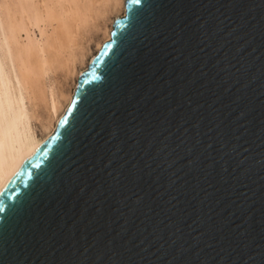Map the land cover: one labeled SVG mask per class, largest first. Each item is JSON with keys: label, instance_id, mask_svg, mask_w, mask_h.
Listing matches in <instances>:
<instances>
[{"label": "water", "instance_id": "obj_1", "mask_svg": "<svg viewBox=\"0 0 264 264\" xmlns=\"http://www.w3.org/2000/svg\"><path fill=\"white\" fill-rule=\"evenodd\" d=\"M0 264H264V0H125L0 194Z\"/></svg>", "mask_w": 264, "mask_h": 264}, {"label": "bare ground", "instance_id": "obj_2", "mask_svg": "<svg viewBox=\"0 0 264 264\" xmlns=\"http://www.w3.org/2000/svg\"><path fill=\"white\" fill-rule=\"evenodd\" d=\"M121 3L125 11V0H54L50 4V16L57 23L53 35L38 43L32 39L20 42V21L5 2L1 4L0 194L26 157L53 132L72 99L74 90L66 93L60 82L53 84L49 77L53 60L56 58L64 72L63 79L72 77L77 63L84 61L87 48L77 40L75 28L85 27L94 10L105 18ZM111 30L103 27L106 40ZM82 71L77 73L74 86ZM38 126L47 133L43 138L38 136Z\"/></svg>", "mask_w": 264, "mask_h": 264}, {"label": "rangeland", "instance_id": "obj_3", "mask_svg": "<svg viewBox=\"0 0 264 264\" xmlns=\"http://www.w3.org/2000/svg\"><path fill=\"white\" fill-rule=\"evenodd\" d=\"M2 1L5 2V5H7L13 13L16 14L17 19L20 21L19 24L22 30L19 38L20 42H26L29 39H32L38 43L45 41L53 35V31L57 23L50 16L52 9L50 4H52L54 0H0V8L1 4L3 3ZM62 4L66 6L69 3L62 2ZM114 9H110L105 18L104 16H97V12L94 10L95 13L91 12L93 15L90 13L92 16L90 17L91 21H89L85 27L81 25L80 28H75L77 31V40L87 48L84 61L82 63H77L78 65H76V72L72 77L63 79L64 72L58 67L59 65L56 63V58L53 60L49 77L51 78L53 84L60 82V86H63V90L66 93H71L73 90H75L76 86L74 85L77 79V73L84 70V68L86 69L90 59L98 52L100 43L106 40L107 36L102 31L103 27L106 25L107 31L110 30L112 27V22L117 17L124 14L122 3L115 10ZM95 17L99 21H97ZM99 23L102 25V27H99L101 26ZM66 109L67 107L65 110ZM37 125H39L38 122ZM37 130L38 136L40 138H43L45 135H47V133L41 127L38 126Z\"/></svg>", "mask_w": 264, "mask_h": 264}]
</instances>
